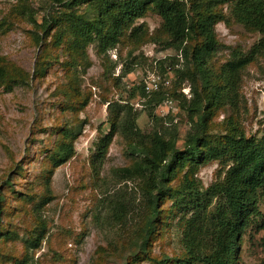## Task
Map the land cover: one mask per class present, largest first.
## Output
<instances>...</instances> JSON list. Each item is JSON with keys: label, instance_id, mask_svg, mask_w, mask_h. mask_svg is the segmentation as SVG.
<instances>
[{"label": "trees", "instance_id": "trees-1", "mask_svg": "<svg viewBox=\"0 0 264 264\" xmlns=\"http://www.w3.org/2000/svg\"><path fill=\"white\" fill-rule=\"evenodd\" d=\"M25 1L21 8L29 10ZM53 1L60 8L46 12L40 23L36 22L32 12L27 14L35 25L33 39L43 45L33 73L7 63L0 56V86L28 84L30 79L42 77L50 63L58 59L57 54H49L45 47L49 45L56 49L61 47L69 57L66 62L70 69L68 75H75L77 66H84L85 46L94 40L97 41V53L102 55L121 42L132 43L135 47L148 40L160 42L164 48H171L183 56L188 63L182 75L201 83V89H193V97L188 100L172 87L147 95L144 83L132 86L131 96L137 91L147 97L148 116L153 119L156 116L152 112V103L158 105L168 95L176 98L189 112L192 131L181 148L177 145L176 130L164 132L155 128L143 132L136 122L138 113L129 102L105 100L109 101V130L96 143L91 162L93 171L97 177V168L103 162L114 135L119 133L127 143L130 163L113 168L111 172L118 180H138L141 193L135 204L121 195V191L103 199H106L108 223H118L125 232V229L129 230L127 225L131 220L136 218L139 222L133 240L127 242L126 238V244L130 245L126 246L122 256L124 264H139L143 260L153 264H237L243 236L252 228L264 226V128L260 136L245 134L236 119L238 108H231L233 113L222 123V133H210L209 126L226 104L236 105L234 99L243 69L258 56L264 57V0ZM224 5L229 6L230 15L236 22L259 32L262 37L247 53L233 49L228 60L214 70L212 60L222 46L215 25L218 21H226ZM83 6V12L79 13L78 9ZM148 11L156 12L161 18L160 28L152 35H148L143 25H134L135 19ZM177 58L168 56L158 63L163 65L169 60L173 64ZM133 64L131 60L123 74L129 73ZM72 75L69 78L72 92L62 91L64 100L60 101V110L63 111L68 107L79 111L88 100L87 97H69L72 93L80 95ZM80 125L82 122H78L75 128L55 126L58 138L51 147H44L46 155L41 161L40 182L35 184L26 179L27 170L21 162H16L14 172L4 180L5 187L0 188L1 264H28L29 252L40 247L47 232L41 209L53 197L50 179L54 169L74 155V140L79 133L75 130L81 128ZM212 161L220 162L222 168L227 162L229 164L222 178L202 190L195 173L200 165ZM18 183L21 190L14 188ZM17 216H21L20 223L25 225L22 229L25 231L23 249L19 253L15 248L19 224L13 221ZM175 217L178 218L177 227L181 229L179 252L154 255L150 248L152 243L168 233L171 219ZM29 219L32 222L28 226ZM103 262V255L98 254L95 264Z\"/></svg>", "mask_w": 264, "mask_h": 264}, {"label": "rangeland", "instance_id": "rangeland-1", "mask_svg": "<svg viewBox=\"0 0 264 264\" xmlns=\"http://www.w3.org/2000/svg\"><path fill=\"white\" fill-rule=\"evenodd\" d=\"M22 4L23 0H0V56L7 63L15 64L32 74L43 45L33 39L32 30L35 25L27 14L32 12L36 22L40 23L46 12L60 6L53 0H26L29 10H22ZM229 6L223 7L226 21H218L215 25L222 46L213 57L214 70L228 60L233 49L238 48L247 53L262 37L259 32L248 30L236 22L230 15ZM83 8L78 9V12L82 13ZM134 25H143L148 35H152L160 28L161 18L156 12L148 11L144 16L136 18ZM45 47L50 55L57 54L58 59L50 63L42 77L30 79L28 84L15 83L7 88L0 86V188L5 187L4 180L14 172L16 162H21L26 168L28 181L35 184L40 182L41 161L46 155L44 147H51L58 138L54 132L55 126L75 128L78 122H82L81 128L75 130L79 133L74 140V155L53 171L50 179L53 197L41 209L47 223V232L40 247L29 252L28 264H95L98 254L103 255L102 264H124L122 256L126 246L130 245L126 244V238L127 242L133 240L139 222L136 218L131 220L127 225L129 230L125 229V232L118 223H108L106 199H103L121 191V195L135 204L139 202L141 193L138 180H118L111 172L113 168L130 163L127 143L119 133L114 135L103 162L97 168V177L93 171L91 162L96 143L109 130V101L105 100L129 102L138 113L136 122L143 132L155 128L164 132L176 130L177 145L181 148L188 133L192 131L189 112L183 109L176 98L166 93V98H171L173 104L159 107L161 102L158 105L152 103V112L156 116L153 119L148 116L150 106L145 104L147 97L143 99L137 91L131 96L132 86L158 76L159 89L172 87L182 93V88L189 89L190 96L183 93L188 100L193 97V89H201V83L182 75L188 64L183 56L173 64L168 60L160 65V59L177 55L173 49L164 48L160 42L148 40L136 47L132 43L121 42L102 55L97 53V41L94 40L85 46L84 66L78 65L75 75L71 74L80 95L72 93L69 97H87V103L79 111L69 107L63 111L60 110V101L64 100L63 92H72L69 88L70 69L66 66L69 57L61 51V47ZM129 52L131 55H128ZM131 60L134 62L132 70L123 74ZM166 79L169 80L168 85L164 84ZM238 87L234 99L236 105L226 104L224 109L219 110L209 126L210 133H222V123L233 113L231 108H238L236 119L245 134L261 135L264 128L263 56H258L243 69ZM228 164L224 168L218 161L200 165L195 173L200 188L204 190L222 178ZM14 188L21 190L22 186L18 183ZM28 206L32 207L30 203ZM262 212L264 214V204ZM20 218L17 216L13 219L19 224V239L15 244L18 253L23 249L22 237L25 235L22 230L25 225L20 223ZM177 221V217L171 219L168 233L157 237L152 243L150 248L154 255L179 252L181 229L177 227ZM31 222V219L27 220L26 225L29 226ZM139 264L153 263L143 260ZM237 264H264V226L252 228L243 236Z\"/></svg>", "mask_w": 264, "mask_h": 264}, {"label": "built area", "instance_id": "built-area-1", "mask_svg": "<svg viewBox=\"0 0 264 264\" xmlns=\"http://www.w3.org/2000/svg\"><path fill=\"white\" fill-rule=\"evenodd\" d=\"M176 56L180 57L181 55L177 54ZM164 84L168 85L169 84V80L166 79L164 81ZM159 85H160L159 77L158 76H155V77L153 76L152 78H148V80L144 81V91H145V93L147 95H150L152 92L159 90ZM182 91L187 96H190L189 89L182 88ZM142 98L144 99L145 96H142ZM172 104H173V100L171 98H165L163 100V102H161L158 106L159 107H161V106L169 107Z\"/></svg>", "mask_w": 264, "mask_h": 264}]
</instances>
